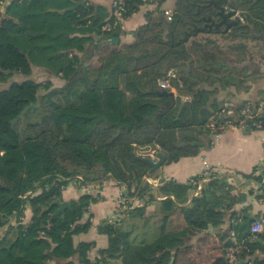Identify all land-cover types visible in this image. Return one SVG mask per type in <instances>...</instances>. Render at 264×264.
<instances>
[{
    "label": "trees",
    "instance_id": "trees-1",
    "mask_svg": "<svg viewBox=\"0 0 264 264\" xmlns=\"http://www.w3.org/2000/svg\"><path fill=\"white\" fill-rule=\"evenodd\" d=\"M8 1L0 10V83L8 84L0 90V264H179L181 255L190 264L194 238L203 242L196 256L206 259L219 249L210 264H264L262 232L253 237L233 227L241 241L235 263L226 255L229 233L220 247L211 243L210 226L219 227L242 197L228 183L211 176L199 190L190 182L164 179L154 187L146 180H160V168L152 170L146 161L152 151L171 164L210 147V123L223 119L219 89H248L250 76L264 64V25L251 17L231 20L228 0H176L171 20L151 11L135 42L119 46L112 38L144 0H114L123 7L121 18L116 6L87 0ZM33 66L76 89L57 91L67 103L45 99L40 117L23 125L21 117L36 107L40 93L53 88L51 80L30 78ZM173 70L182 83L172 79L174 97L159 84ZM16 75L24 78L11 81ZM245 105L233 120L244 117ZM258 120L264 128V119ZM110 177L126 188L129 203L115 222L98 226L109 243L93 261L92 244L76 243L75 236L102 197L84 193L60 213L56 202L64 201L72 181L80 187ZM191 191L198 194L189 201ZM153 203L162 220L149 227L146 208ZM178 211L181 229L169 230ZM126 216L146 220L124 227Z\"/></svg>",
    "mask_w": 264,
    "mask_h": 264
},
{
    "label": "crops",
    "instance_id": "crops-1",
    "mask_svg": "<svg viewBox=\"0 0 264 264\" xmlns=\"http://www.w3.org/2000/svg\"><path fill=\"white\" fill-rule=\"evenodd\" d=\"M87 1L109 8L114 3V0ZM234 2L235 6L232 4ZM253 2L255 0H252L251 3L250 0H228L227 6L235 8L244 18V22L246 17H251L264 25V0H261L255 7L252 6ZM175 6L176 0H155L154 4L142 5L138 11L122 21L121 32L115 35L119 38V42H113L119 46L134 43L136 40L135 33L139 27L146 23V16L149 12L154 10L163 13L165 10L173 11ZM5 10L6 6L2 9L3 13ZM36 68L44 69L52 74L51 71L41 66H33L32 71L35 72ZM248 85V89L234 86L219 89L217 98L220 107L222 108L226 104L231 105L234 113H236L237 109L244 103H250L253 108L256 107V110L264 106V64L257 66L255 73L250 76ZM171 91L176 95L177 90L175 88ZM239 120L235 119L236 124L227 127L218 139L214 138L212 132L210 147L203 148L199 154L182 157L179 161L171 164H164L159 170L160 180H174L180 183H188L192 177L207 173V176L200 180L201 187L199 190L209 180L208 178L215 176V178L228 183L234 195L242 196L233 209L226 213L224 222L219 227L213 228L210 226V240L216 247H220L224 243L222 236L228 234L234 226L245 234L246 227L241 229L240 225L247 221L249 215H254V220L264 222L263 180L259 182V178L262 176L261 171L264 169V128H256L253 125L251 128L249 120L246 121L244 126H241L238 124ZM154 159H157V155ZM255 168L260 170L253 177L246 178V175L252 174ZM155 180L156 178H147V181L153 184L154 187L157 186L154 183ZM90 189L91 194L99 195L102 199L91 205V221H82L83 223L87 222V225L75 236V241L76 243L84 241L92 244L89 257L94 261L99 256L100 249L106 248L109 243L108 236L100 233L98 226L104 221H116L118 212L123 210V208L120 209L118 196L121 192H126V188L110 177L101 183L91 184ZM82 194H84V191L75 181H72L63 191V198L64 201L71 203ZM197 194L198 191H191L189 201ZM134 204L139 205L141 203L139 200H134ZM31 215V211H28L25 220L28 221ZM262 234H264V230ZM197 240V238H194L192 241L193 248L191 252L193 254L190 264H210L213 257L219 255V249L211 250L206 258L207 260L202 256H196L194 255L195 252L197 254L199 251H203L199 249L200 245L203 247V242H199V245ZM209 260L210 262H208Z\"/></svg>",
    "mask_w": 264,
    "mask_h": 264
},
{
    "label": "built area",
    "instance_id": "built-area-1",
    "mask_svg": "<svg viewBox=\"0 0 264 264\" xmlns=\"http://www.w3.org/2000/svg\"><path fill=\"white\" fill-rule=\"evenodd\" d=\"M154 3H155V0H144V4H150L151 5ZM4 5H5L4 0H0V10L3 9ZM113 5L117 7L114 14L117 15L119 18H121L123 7L120 6L117 1H114ZM225 11H226V14L230 15L231 20H240V21L244 22V18L241 16V14L237 10H235L229 6H226ZM164 15L166 16V18L168 20H171L172 16H173V11L165 10ZM105 28L107 30H110L111 26L107 25V26H105ZM172 79H178L180 82L179 74L177 71H174V70L170 71L167 74V76L160 78L159 84L163 89L173 90L174 88L172 85ZM263 113H264V106H262L258 110H254L250 103H246V105L243 109V116L244 117L239 120L238 124L241 126H244L246 124L247 120H249V121L252 120V125L254 127L263 128L262 121L258 120V118L262 117ZM233 114H234V110L231 107V105L226 104L221 108V110L218 114V117H221L223 119L221 121H219L218 124L216 121H213L210 123V127L212 129V132L214 134L215 139H218L220 137L221 133L227 127H229L232 124H236L234 122V120L232 119ZM156 149L161 150V146L157 145ZM150 156H151V158H155L156 157V150L152 151ZM206 176H207V173H204V174L202 173L199 176L192 177L189 182L194 184V185H197L198 188H200L201 187L200 178H202V177L204 178ZM80 188H81V190L84 191V193H90L91 185L83 183V184H81ZM128 199L129 198L127 197V193L121 192L120 195L118 196L119 206H121L122 208H125L127 206V204L129 203ZM131 201H133V203H134L133 199H131ZM263 230H264V222L263 221L254 220L252 222V224L250 226V233L253 235V237H257V235L259 233L263 232ZM229 239L232 242V244L226 249V255H227V258H228L230 263H235L238 259V254H239L240 249H241V241L239 239L238 232L236 229L232 228L229 231ZM249 264H254V263L252 261H250Z\"/></svg>",
    "mask_w": 264,
    "mask_h": 264
},
{
    "label": "rangeland",
    "instance_id": "rangeland-1",
    "mask_svg": "<svg viewBox=\"0 0 264 264\" xmlns=\"http://www.w3.org/2000/svg\"><path fill=\"white\" fill-rule=\"evenodd\" d=\"M23 78H24L23 76L16 75L13 79H11V81L12 80H22ZM30 78L34 79L37 82L51 80L53 83L52 91H55V92L53 95H50L52 93V91L50 93L46 90L42 91L40 93L39 102L36 105V107L31 109L30 111L26 112L25 114H23V116L21 117V121H22L21 123L23 125L28 123V122H32L34 120H37L40 117V115L42 114V111L44 110V108H46L48 106V104L50 103L49 100L60 102V103H67V99H66L64 94L65 93L70 94L72 91H74L76 89L75 85H69L66 81L60 79L59 77L53 76L48 71L41 69V68H36L35 72H33L32 76ZM7 85H8L7 83H5V84L0 83V90L2 88H5ZM57 91H64L65 93L60 92L61 93L60 94ZM176 95H177V92H176ZM45 99L49 101L48 104L45 102ZM142 153H144V152L142 151ZM146 180H147V178H146ZM160 181H159V179H156L154 183L158 185ZM155 195L158 196L157 191L155 192ZM140 203L141 204H139V205L145 204L144 201H141ZM146 211H147L146 212V219L150 220L149 227H153L154 225L159 226L161 223V220H162V216L157 213V207L155 206V204L153 203V204L148 205L146 208ZM118 217H119V212H118V216L115 220H117ZM146 219L141 220L138 217L137 218H129L126 216V218H124L121 221L122 222L121 224L124 227L131 226L133 223L139 224L141 226L145 223ZM181 220H182V216L180 214V211H178L171 217L170 222L168 224V229L169 230H180L181 229L180 227L182 226ZM110 222H114V220L113 221L111 220ZM142 230H144L143 227H142ZM135 234L136 233H134V235ZM205 253L207 254V252H205ZM195 255H196V253H195ZM181 256H182V258L180 259L179 264L180 263L186 264L189 261L188 256L187 255H185V256L181 255Z\"/></svg>",
    "mask_w": 264,
    "mask_h": 264
},
{
    "label": "water",
    "instance_id": "water-1",
    "mask_svg": "<svg viewBox=\"0 0 264 264\" xmlns=\"http://www.w3.org/2000/svg\"><path fill=\"white\" fill-rule=\"evenodd\" d=\"M225 22V21H224ZM229 26L230 25H235L236 24V21H233L232 23H228ZM113 41L118 43L119 42V38L117 36H114L113 37ZM169 94L174 97L175 94L173 91H170ZM262 119H264V115L261 117ZM249 126L247 125V128ZM146 161L151 165L152 167V170L156 169V168H160L162 167L164 164H165V156L163 155V153L159 152L157 153V159H154V158H151V157H147L146 158ZM262 175L264 173V169H262L261 171ZM210 179V178H208ZM164 181V179H161V182ZM262 184H264V178H263V181H262ZM56 204L59 206V209L57 211V213H60L62 212L65 208L67 207H70V203L69 202H66V201H62V202H56ZM255 219V216L254 215H249L247 217V221L245 223H242L240 225V228L242 229L243 227H246V231H245V234H249L250 233V226L252 224V222L254 221Z\"/></svg>",
    "mask_w": 264,
    "mask_h": 264
}]
</instances>
